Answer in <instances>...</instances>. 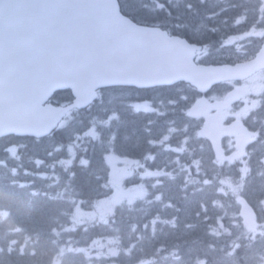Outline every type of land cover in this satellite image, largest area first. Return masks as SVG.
I'll return each instance as SVG.
<instances>
[{
  "label": "snow or ice",
  "instance_id": "6c2138e0",
  "mask_svg": "<svg viewBox=\"0 0 264 264\" xmlns=\"http://www.w3.org/2000/svg\"><path fill=\"white\" fill-rule=\"evenodd\" d=\"M125 19L136 24L120 0H0V109L6 95L33 102L51 75L89 80L146 72L140 40L121 31Z\"/></svg>",
  "mask_w": 264,
  "mask_h": 264
},
{
  "label": "trees",
  "instance_id": "16d2710c",
  "mask_svg": "<svg viewBox=\"0 0 264 264\" xmlns=\"http://www.w3.org/2000/svg\"><path fill=\"white\" fill-rule=\"evenodd\" d=\"M165 3L168 4V2ZM129 5L133 9L138 7L134 2L129 3ZM85 176L86 174H80L77 178V183L79 182L80 187L84 192L93 191L94 187L96 186L95 183L92 181V179ZM6 183L7 180L0 175V200L9 204L15 214H18V216L21 218H27V216L31 217V219L37 223L35 226L39 227L40 223V225H42L40 229L45 230L48 221L52 219H50V215L53 213L54 209L49 208V206L30 201L20 192H17L16 190L6 186ZM185 209L186 206H183L180 211H185ZM200 240H205V237H202ZM9 259V257L5 258L4 260L0 258V264H10V262H8ZM12 264H15V262H12Z\"/></svg>",
  "mask_w": 264,
  "mask_h": 264
},
{
  "label": "water",
  "instance_id": "95a60500",
  "mask_svg": "<svg viewBox=\"0 0 264 264\" xmlns=\"http://www.w3.org/2000/svg\"><path fill=\"white\" fill-rule=\"evenodd\" d=\"M164 43H166V42H163L162 44H164ZM153 44H154V42H153L152 38L150 40L145 39L143 41L142 46L145 49L146 53L151 52V50L153 49Z\"/></svg>",
  "mask_w": 264,
  "mask_h": 264
},
{
  "label": "rangeland",
  "instance_id": "374dc122",
  "mask_svg": "<svg viewBox=\"0 0 264 264\" xmlns=\"http://www.w3.org/2000/svg\"><path fill=\"white\" fill-rule=\"evenodd\" d=\"M227 11L225 10L224 13H226ZM56 186L58 188H60L61 192L63 191V185L61 183H57ZM108 248L105 250V252H107ZM111 254H114V250H110L109 251Z\"/></svg>",
  "mask_w": 264,
  "mask_h": 264
}]
</instances>
